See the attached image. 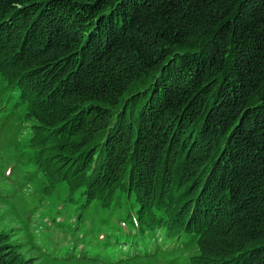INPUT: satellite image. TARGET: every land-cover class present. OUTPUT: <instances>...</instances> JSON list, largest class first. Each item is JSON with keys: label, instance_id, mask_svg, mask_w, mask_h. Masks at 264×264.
<instances>
[{"label": "trees", "instance_id": "obj_1", "mask_svg": "<svg viewBox=\"0 0 264 264\" xmlns=\"http://www.w3.org/2000/svg\"><path fill=\"white\" fill-rule=\"evenodd\" d=\"M11 127L35 168L6 193L63 185L79 222L128 201L191 264H264V0H0ZM6 238L0 264H30Z\"/></svg>", "mask_w": 264, "mask_h": 264}, {"label": "rangeland", "instance_id": "obj_2", "mask_svg": "<svg viewBox=\"0 0 264 264\" xmlns=\"http://www.w3.org/2000/svg\"><path fill=\"white\" fill-rule=\"evenodd\" d=\"M0 134L6 139L0 142V234L7 233L4 241L18 245L30 264H191L196 243L166 229L141 232L128 201L111 207L95 201L79 222L78 208L66 199L63 185L48 194L39 178L17 195L6 193L3 187L10 188L18 168L27 173L35 167L19 160L27 128Z\"/></svg>", "mask_w": 264, "mask_h": 264}]
</instances>
